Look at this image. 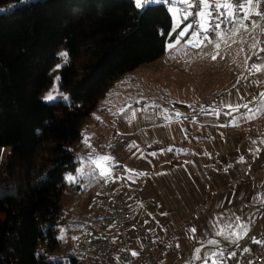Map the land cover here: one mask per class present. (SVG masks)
<instances>
[{"label":"trees","instance_id":"1","mask_svg":"<svg viewBox=\"0 0 264 264\" xmlns=\"http://www.w3.org/2000/svg\"><path fill=\"white\" fill-rule=\"evenodd\" d=\"M168 4L0 0V147L11 148L0 161V264H76L74 256L51 258L61 248L66 173L85 163L88 205L97 187L88 173L97 175L95 166L73 145L113 82L164 54ZM55 80L68 103L41 99Z\"/></svg>","mask_w":264,"mask_h":264},{"label":"crops","instance_id":"2","mask_svg":"<svg viewBox=\"0 0 264 264\" xmlns=\"http://www.w3.org/2000/svg\"><path fill=\"white\" fill-rule=\"evenodd\" d=\"M259 7L253 6L251 12L245 9L251 14ZM255 66L264 67V62ZM253 74L250 88L230 92L217 107H203L204 96L197 111L172 113L149 126L144 135L138 132L127 139L125 135L116 137L126 142L117 144L116 149L133 171L127 203L145 228L159 236L200 208L195 231L181 235L178 254L171 257V262L204 241L236 237L242 231L240 225L247 209L264 204V71L257 72L254 67ZM229 105L233 106L231 111ZM181 106L193 109L187 104ZM78 162L67 189L80 194L78 187L82 188L81 177L86 171L85 163ZM82 217L89 219L86 214ZM72 227L77 229L75 224ZM105 230L112 229L101 226L98 233H91L96 238ZM262 239L264 222L258 220L253 225L252 241L244 249ZM218 248H223L219 242L208 251ZM239 257H219L218 264H237Z\"/></svg>","mask_w":264,"mask_h":264},{"label":"rangeland","instance_id":"3","mask_svg":"<svg viewBox=\"0 0 264 264\" xmlns=\"http://www.w3.org/2000/svg\"><path fill=\"white\" fill-rule=\"evenodd\" d=\"M168 10L172 17V27L164 54L154 62L142 65L113 82L91 116L82 124L81 140L73 145L76 157L83 159L87 156V163H93L98 157H111L107 161L110 168H105V176H101L100 169L96 167L97 175L95 170L88 169L91 178L93 176L97 183L93 192L94 199L89 205L88 196L69 192L67 189L68 183L73 180L74 169L66 173L68 183L62 199V221L58 229L61 248L51 258L85 257L90 253L91 243L95 239L91 231L98 233L100 225L89 222L82 215L86 214L92 220L105 216V201L114 199L118 194L120 196V193L129 200L133 171L126 165L123 156H120L121 151H117V144L121 146L122 142L117 141L116 137L125 135L127 139L138 132L144 135L149 126L162 122L161 118L172 113L197 111L204 96L206 97L202 102L213 95V92L227 90L233 93L236 91L235 84L242 79L247 59L255 46L258 34L256 24L236 25L228 33L220 31L214 41H205L197 38V28L192 27L190 22L183 24L184 18L180 15L178 6L168 4ZM181 30L187 33L183 37L179 35ZM193 44L199 46H192ZM214 55L217 56L216 59H212ZM261 62H264V58L256 64ZM58 66L59 64L56 65L57 68ZM50 92L56 96L54 101L69 102L68 93L57 80L42 91L41 99L49 102L44 98ZM62 97L68 99L64 100ZM182 104L193 109L185 110ZM10 151V147H0V161ZM72 224L77 229H73ZM103 226L108 227L109 223L106 221ZM244 234L243 230L236 237L224 241L235 242L234 245L237 246L232 249H211L203 254L204 257L202 255L203 260L198 264H218L219 257L231 250L235 256L239 255L244 249L241 246ZM235 249L239 252L236 253Z\"/></svg>","mask_w":264,"mask_h":264},{"label":"built area","instance_id":"4","mask_svg":"<svg viewBox=\"0 0 264 264\" xmlns=\"http://www.w3.org/2000/svg\"><path fill=\"white\" fill-rule=\"evenodd\" d=\"M169 2L172 3L171 0ZM190 2L193 5L192 7H187L185 3H181L179 0L172 4L178 6L180 15L183 18L186 16L184 20H188L196 26L197 33H200L199 38L205 41H214L220 31L228 33L236 25L250 26L252 24H259L260 29L255 47L247 59L242 79L234 87L237 92L250 88L254 78L253 67L260 59L264 58V16L249 13L250 19H241L246 13V9L244 8L236 13L233 18L235 22L220 18L215 20L214 23H208L206 17L198 15L202 10L197 6L198 0H190ZM204 11L206 12L207 10L205 9ZM215 24H220V27H215ZM201 25L208 28V31L202 32ZM229 96V91L213 94L202 102V106L217 107ZM123 143L124 141H122L121 145ZM105 205L107 208L105 216H98L95 220H88L89 222H95L100 227L107 221L112 230H105L100 236L96 237L91 243L90 253H87L85 257H78L76 264H186L189 261L190 254L195 247L187 255L182 256L183 258H178L174 262H171V257L178 254L181 235L187 234L194 229L197 219L201 217L199 207L195 208L187 217L173 223L158 236L139 222L136 215L128 206L124 195H120L110 201H105ZM250 212H252V216H249ZM248 217H250V223L248 222ZM258 220L264 222V204L257 207H249L245 212L240 225V229L245 231L241 246L247 247L252 241L251 233L253 225ZM247 222L251 228L248 234L246 233ZM214 240L225 241V239L221 238ZM206 242L204 241L201 244ZM259 242L243 250L237 264H249V262L250 264H264V239ZM233 246L237 245H232L228 248L232 249ZM133 252L138 253V255L133 256ZM203 257L194 264L201 262Z\"/></svg>","mask_w":264,"mask_h":264},{"label":"snow or ice","instance_id":"5","mask_svg":"<svg viewBox=\"0 0 264 264\" xmlns=\"http://www.w3.org/2000/svg\"><path fill=\"white\" fill-rule=\"evenodd\" d=\"M156 2H164L168 3L169 0H134V4L137 8H142L144 6H147L151 3H156ZM172 3L177 2V0H171ZM181 3H185L187 7H192L193 5L191 4L190 0H179ZM259 4L260 9L257 10L256 12H252V15H257V16H264V0H198L197 6L200 7L202 10L198 15L200 17H206L208 23H214L215 20L223 18V19H228L232 20V22H235L233 18L235 17L236 13L238 11L243 10L244 8H248L249 12H251V9L253 6ZM207 10L206 12L204 10ZM215 9V11H213ZM223 9V11H221ZM2 11V10H0ZM249 12H246L244 16L241 17V19H250ZM186 18V16L184 17ZM215 27H220V24H215ZM201 31L206 32L208 31V28H206L204 25H201ZM187 33L185 30H181L179 35L181 37L185 36ZM197 38L199 39L200 33L195 34ZM202 44L203 41H200ZM192 46H199L198 44H193ZM62 57L67 60V53H60ZM217 56H212V59H216ZM255 71L261 72L264 71V67L262 66H254ZM59 95V94H58ZM64 100H67L68 97H62ZM46 101H54L56 99V96H54L51 92L44 98ZM247 108V105L244 106ZM229 110L231 111L233 109L232 105L228 106ZM236 111H239L238 108L235 109ZM255 118V117H252ZM236 126V125H233ZM111 160V157H98L96 160L93 161L94 165L96 166L97 169H100L99 174L101 176H105V168H110V166L107 165V161ZM71 179V178H69ZM192 231H195L193 229ZM256 243H260L259 241H256ZM133 256H137L138 253L133 252ZM234 255V254H233ZM250 264V262H249Z\"/></svg>","mask_w":264,"mask_h":264},{"label":"bare ground","instance_id":"6","mask_svg":"<svg viewBox=\"0 0 264 264\" xmlns=\"http://www.w3.org/2000/svg\"><path fill=\"white\" fill-rule=\"evenodd\" d=\"M249 215H252V212L249 213ZM216 239V238H215ZM219 242L223 248L231 247L232 245L236 244L235 242H223L219 240H210L204 243L203 245L199 246L198 248L192 250L190 254L189 261L186 264H194L196 261H198L203 254H205L209 248H212L215 246V244Z\"/></svg>","mask_w":264,"mask_h":264}]
</instances>
